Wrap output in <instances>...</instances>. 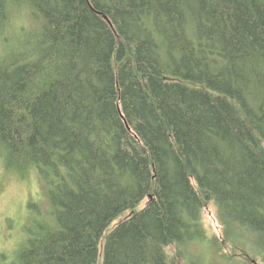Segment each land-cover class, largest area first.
<instances>
[{
    "label": "trees",
    "instance_id": "obj_1",
    "mask_svg": "<svg viewBox=\"0 0 264 264\" xmlns=\"http://www.w3.org/2000/svg\"><path fill=\"white\" fill-rule=\"evenodd\" d=\"M0 171V264H264V0H0Z\"/></svg>",
    "mask_w": 264,
    "mask_h": 264
},
{
    "label": "rangeland",
    "instance_id": "obj_2",
    "mask_svg": "<svg viewBox=\"0 0 264 264\" xmlns=\"http://www.w3.org/2000/svg\"><path fill=\"white\" fill-rule=\"evenodd\" d=\"M39 192L36 178L24 181L0 171V254L10 253L16 247L19 231L28 224V202L37 200ZM204 220L210 233L222 238V227L216 219V209L212 204L207 205ZM227 252L239 255L237 247L225 243L222 254Z\"/></svg>",
    "mask_w": 264,
    "mask_h": 264
}]
</instances>
